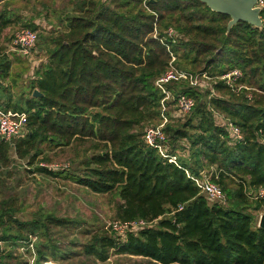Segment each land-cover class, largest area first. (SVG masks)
Instances as JSON below:
<instances>
[{
    "label": "trees",
    "instance_id": "trees-1",
    "mask_svg": "<svg viewBox=\"0 0 264 264\" xmlns=\"http://www.w3.org/2000/svg\"><path fill=\"white\" fill-rule=\"evenodd\" d=\"M11 1L0 0V39L22 16ZM55 5L43 2L37 14L47 24L55 22L51 17L58 22L38 35L48 60L37 69L28 96L23 86L14 101L6 85L14 61L0 49V108L28 119L24 137L0 136V168H9L16 156L35 166L31 172L65 174L95 193H115L116 220L149 223L123 238L98 229L82 246L97 260H108L115 250L155 264H264V227L256 214L264 212V196L258 194L264 189V27L239 21L228 30L230 16L200 0ZM261 16L264 21V8ZM39 25L33 16L25 24L33 30ZM169 28L178 34L175 40L167 37ZM172 54L177 68L214 78L204 90L187 82L168 85L174 95L196 101L184 118L168 111L164 128L168 152L181 167L144 139L148 126L162 122L164 94L155 82L170 67ZM234 69L242 76L232 87L220 77ZM35 89L42 96L35 97ZM228 122L240 128L241 140ZM71 146L82 149L76 158L80 172L40 165L49 161L48 151ZM186 170L211 173L226 202L210 201ZM13 192L12 186L0 191V264H28L15 250L28 234L49 239L37 243V264L63 259L50 230L74 221L54 214L22 221Z\"/></svg>",
    "mask_w": 264,
    "mask_h": 264
},
{
    "label": "rangeland",
    "instance_id": "rangeland-1",
    "mask_svg": "<svg viewBox=\"0 0 264 264\" xmlns=\"http://www.w3.org/2000/svg\"><path fill=\"white\" fill-rule=\"evenodd\" d=\"M47 1L52 0H12L10 2V7L16 13H21L22 16L17 23L5 29L0 39V49L14 61L11 76L6 81V85L13 89L14 101H17L18 96L22 93L23 86L27 87L25 94L27 96L30 94L28 86L35 78L39 66L46 63L48 57L39 44L40 40L33 49V53L30 56H25L14 45L13 37L17 31L28 28L25 24L30 22L32 16L36 17L37 23H41L39 28L34 30L39 37L45 35L46 31L54 29V24L57 25L58 22L56 18L51 17L50 21L54 20L55 22L50 25L41 20L42 16H37L38 12L41 11V3ZM67 1L55 0V6L62 9ZM208 82L211 83L212 80H208ZM168 111L177 118H184L187 115L178 113L174 103H171ZM77 150L82 149L71 146L48 151L49 161L40 162V165L56 171L65 169L69 170L70 173L73 171L80 172L82 167L79 165V159H76ZM8 170L11 172L10 176L6 173ZM31 171H35V166H28L26 160L14 156L9 168H0V191H5L12 186L14 191L12 194L17 208L16 217L22 221L34 220L43 214H54L74 221L68 227H51L49 234L51 243L59 248L58 252L63 259L54 261L50 258L49 261L58 264H155L142 257L121 255L115 250L111 251L110 257L106 261H100L87 255L84 247H82L83 244L98 229L109 228L116 221L118 202L116 194L95 193L89 188L66 178L65 174L54 177ZM1 182L4 183L1 184ZM256 214L259 221L264 212H256ZM115 235L120 237L117 233ZM47 240L49 239L39 237L37 243ZM15 250L17 251L16 247ZM22 257L25 259L26 256L22 255Z\"/></svg>",
    "mask_w": 264,
    "mask_h": 264
},
{
    "label": "built area",
    "instance_id": "built-area-1",
    "mask_svg": "<svg viewBox=\"0 0 264 264\" xmlns=\"http://www.w3.org/2000/svg\"><path fill=\"white\" fill-rule=\"evenodd\" d=\"M257 5L264 8V0H258ZM167 37L177 38L178 34L173 28H169L166 32ZM38 41V33L29 28H23L17 31L13 37L14 45L19 49L20 53L25 56H30L33 52ZM164 42V40L161 39ZM170 50V46L167 45ZM176 57L172 54V61L170 62V67L156 80L155 84L158 89H160L164 98L161 101L162 105V122L158 125L148 126L145 130L144 139L146 143L158 150L162 157L168 159L169 162L177 164L179 167L178 159L176 155L169 154L168 147L166 146V132L164 130L166 123L169 121L170 117L168 115V110L170 103H174L175 110L181 114H188L191 112L195 106V99L184 93H179L174 95V93L168 88V85L172 82H187L190 86L199 88L201 90L210 88V83L208 80H213L206 72L203 73H192L186 70L177 68L174 64ZM242 76L240 69H234L220 77L228 85L234 87L237 79ZM36 77V76H35ZM240 88V87H239ZM228 128L232 132L236 140H241L242 132L240 128L231 122L227 124ZM28 133V119L26 115H18L10 111H4L0 108V136L5 140L10 141L13 138L24 137ZM187 174L194 180L201 193L204 194L210 201L225 203L227 196L223 191L222 187L212 179V174L206 171H202L199 176L190 175L188 170ZM260 196H264V189H261L258 193ZM183 206H180L182 209ZM149 226L144 220L140 221H129L121 222L116 220L110 229L117 233L121 238H123L128 231H136L142 227ZM38 235L28 234L23 239L16 241L17 251L25 255V259L28 264H37L38 250L37 242ZM4 249V242L0 241V254L1 250ZM49 261H44L41 264H47Z\"/></svg>",
    "mask_w": 264,
    "mask_h": 264
},
{
    "label": "water",
    "instance_id": "water-1",
    "mask_svg": "<svg viewBox=\"0 0 264 264\" xmlns=\"http://www.w3.org/2000/svg\"><path fill=\"white\" fill-rule=\"evenodd\" d=\"M206 4L212 11L223 13L230 16L228 30H230L239 21L248 22L256 27H264V21L261 16L262 8L257 5L258 0H200ZM35 97L42 96V93L35 89ZM259 226L264 227V214L260 216ZM47 264H58L49 261Z\"/></svg>",
    "mask_w": 264,
    "mask_h": 264
},
{
    "label": "crops",
    "instance_id": "crops-1",
    "mask_svg": "<svg viewBox=\"0 0 264 264\" xmlns=\"http://www.w3.org/2000/svg\"><path fill=\"white\" fill-rule=\"evenodd\" d=\"M42 20V19H41ZM43 21V20H42ZM186 155L188 154V153H185ZM121 255H124V254H121ZM130 256V255H129ZM134 257V256H133ZM142 258H144V257H142ZM146 259V258H145Z\"/></svg>",
    "mask_w": 264,
    "mask_h": 264
}]
</instances>
